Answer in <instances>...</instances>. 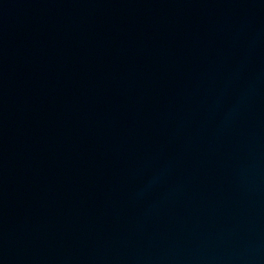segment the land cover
<instances>
[{
	"label": "water",
	"instance_id": "1",
	"mask_svg": "<svg viewBox=\"0 0 264 264\" xmlns=\"http://www.w3.org/2000/svg\"><path fill=\"white\" fill-rule=\"evenodd\" d=\"M0 264H264V0H0Z\"/></svg>",
	"mask_w": 264,
	"mask_h": 264
}]
</instances>
